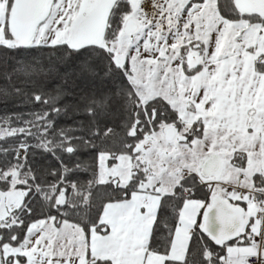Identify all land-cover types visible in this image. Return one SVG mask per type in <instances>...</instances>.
<instances>
[{"label": "snow or ice", "instance_id": "obj_1", "mask_svg": "<svg viewBox=\"0 0 264 264\" xmlns=\"http://www.w3.org/2000/svg\"><path fill=\"white\" fill-rule=\"evenodd\" d=\"M9 103L0 264H264V0H0Z\"/></svg>", "mask_w": 264, "mask_h": 264}, {"label": "trees", "instance_id": "obj_2", "mask_svg": "<svg viewBox=\"0 0 264 264\" xmlns=\"http://www.w3.org/2000/svg\"><path fill=\"white\" fill-rule=\"evenodd\" d=\"M30 107H35V106H25V105H21L19 107L15 106L12 103H9L8 105H0V112L2 111H8V112H13V111H20V112H27L30 110ZM71 124L72 120L69 117H65L61 120V124ZM85 159H87V157H84ZM45 162L41 161V164L43 165ZM51 163H55L54 161H51Z\"/></svg>", "mask_w": 264, "mask_h": 264}]
</instances>
